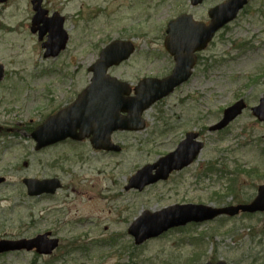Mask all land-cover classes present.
<instances>
[{
    "label": "rangeland",
    "instance_id": "374dc122",
    "mask_svg": "<svg viewBox=\"0 0 264 264\" xmlns=\"http://www.w3.org/2000/svg\"><path fill=\"white\" fill-rule=\"evenodd\" d=\"M31 1L0 3V62L7 70L0 84V176L6 179L0 184V236L52 231L60 243L51 256L13 252L0 255V264H264V212L187 225L140 245L128 233L144 210L177 202L221 207L256 197L264 183V123L251 107L264 94V0H252L224 37L219 34L209 46L206 54L213 59L206 64V80L202 67L195 81L145 113L147 129L113 135L120 152L86 142L36 151L21 122L31 130L42 121L37 110L50 107L40 96L43 85H62L57 96L74 98L91 78L88 67L112 39H132L139 48L132 60L112 68L113 75L134 81L137 73L162 69L166 24L190 0H43L49 15L65 17L70 35L56 59H44L38 35L31 32ZM239 98L248 108L223 132H207L206 146L188 170L142 192L125 189L138 169L172 151L185 132L199 126L195 119L202 117L209 127ZM183 111L186 124L176 130L170 120ZM56 161L61 170L52 167ZM212 161L215 167L209 170ZM56 172L64 183L57 196L32 199L26 194L24 177Z\"/></svg>",
    "mask_w": 264,
    "mask_h": 264
},
{
    "label": "water",
    "instance_id": "95a60500",
    "mask_svg": "<svg viewBox=\"0 0 264 264\" xmlns=\"http://www.w3.org/2000/svg\"><path fill=\"white\" fill-rule=\"evenodd\" d=\"M3 1L5 0H0V2ZM247 1L231 0L230 6L221 10L220 17L216 16L217 20L226 22L232 19ZM33 4L36 14L33 18L32 30L36 32L39 29L41 39L48 33V40L43 43V47L46 48L45 56H56L65 48L68 40V34L63 29L64 18L58 14L51 18L46 17L47 11L41 8V0H33ZM182 19L183 17L179 18V20ZM41 23H43L42 26H40ZM172 26L166 40L167 47H184L182 50L186 52L204 48L207 41L219 28L218 25L212 24L204 32L205 36L200 37L203 32L201 26L192 27L188 24L187 28H183L181 31L172 29ZM133 49L134 45L130 41H115L102 50L99 60L90 67V71L94 73L90 87L81 94L77 102L50 118L32 134L38 142L37 149L67 137L83 138L93 134L92 143L95 147L119 151L120 147L110 140V135L114 130L144 128L145 124L141 119L142 111L172 91L184 79L185 68L177 70L174 76L164 81L151 80L142 83L136 90V96L127 99L124 95L131 93L130 88L126 83L119 82L116 78L107 75V69L127 59ZM174 50L178 52L176 48ZM3 72L4 68L0 64V80L3 77ZM244 107V102L240 101L226 109L224 118L211 127V130L216 131L226 127L242 112ZM125 111L129 112V116L126 118L121 116V112ZM253 111L260 120L264 121V97L260 104L253 108ZM193 137L194 135H189L175 152L161 158L157 163L147 165L139 170L130 179L127 189L135 187L142 190L148 184L166 179L174 169H182L191 164L203 148V143L193 140ZM157 167L158 171L153 174V169ZM2 181L3 178H0V182ZM25 183L31 195H39L44 192L54 193L61 186L57 179L44 181L26 179ZM258 190V195L250 203L220 208L203 204H176L155 212L145 211L135 220L129 232L135 236L136 243L140 244L171 227L186 225L191 221L203 222L223 214L234 216L241 211L250 213L264 211V184ZM46 238L47 235H40L32 240L0 238V253L24 249L32 250L33 248H37L40 253H50L57 246L58 241H49ZM217 264L226 263L219 262Z\"/></svg>",
    "mask_w": 264,
    "mask_h": 264
},
{
    "label": "flooded vegetation",
    "instance_id": "af4514ba",
    "mask_svg": "<svg viewBox=\"0 0 264 264\" xmlns=\"http://www.w3.org/2000/svg\"><path fill=\"white\" fill-rule=\"evenodd\" d=\"M225 2H227V0H203L198 5H192V4L188 5L187 6L188 8L185 9V13L184 14L192 15L193 16V19L195 21H197V22H203L206 25H209L211 23V21H212V14H211V12H213V9L216 8V7H218V6H220V5H222V4H224ZM243 10L239 13V15L237 16V19L236 20H238V18L241 16ZM236 20L235 19L232 20L231 23L229 22V24L224 25L220 30H218L216 32L215 36H214L213 41H211V43L209 44V46H211L214 43V40L217 39L220 35H223V37H224L225 31L228 30L229 27H230V25H232L233 23H235ZM208 47H207V49H208ZM207 49L204 50V51L196 52L195 53V55H196L195 58H192V57H189V56L183 58L184 60L187 59L190 62H192V60H195L196 63H195V66L193 68V73H192L191 77L185 83H183L182 85L188 83L191 80H194L195 81L194 77H196V75L198 74V71H200V68H202V67H203V72L202 73H204L202 76L206 80V78H207V69H209V67H206L207 66L206 64H207V62L209 60H212L213 59V56H209V54H206L207 53ZM162 50H163V51H161L162 52L161 53L162 54V56H161L162 57L161 58L162 59V69L156 70V71H149V70L148 71H145L146 73H144L141 78H146V77L147 78L148 77L164 78V77H167L169 74H171V72L174 70V68L176 66L177 58L175 56L171 55L169 53V51H167L165 48H162ZM221 61H223V60H221ZM218 62H219V60L216 61V63H218ZM137 79H139V78H137ZM62 87H63L62 85H58V84L52 85V86L49 85L47 87L45 85H43V87H41L43 93L40 96L41 97L44 96V98L46 100V103L50 104V107H48V108H46V107L39 108L38 107L39 105H36V107H34V108H39L37 110V112L41 113V118H43L42 121L45 120L48 117H52L58 111H60L61 109H63L65 106H68L69 104H71L75 100V98L78 96V94H79V91H75V93H74L73 90H70V93H74V95H76L75 98L65 99L64 95H62L59 98V96H57V94H62L63 91H64ZM177 88L174 90V92L171 95H173L176 92ZM34 96L37 97V95H34ZM164 99H162V100H164ZM162 100L158 101L157 103L161 102ZM181 102L184 103V101H181ZM147 111H148V109L145 111V113ZM145 113H144V117H145V120H146L145 129H147L149 127V124H148L147 118L145 116ZM186 113L187 112H185V111L180 112V114H176L175 113L173 115L172 119L170 120V124L173 125V126H175L176 127V130H179V129L180 130H183L182 127L185 126L186 121H187V118H185ZM188 117H190V114L188 115ZM203 120L204 119L202 117L199 120L195 119L193 121V123L194 124H197L199 126H196V127L192 128V129H189V131L186 130L187 132H185V134H183L184 135L183 138H185L188 133H195L196 136H198L197 139H199V140L203 141L204 143H206L205 136H206L207 132L209 131V127L211 125L209 127L206 126L204 124ZM33 121L34 120L32 119L31 122H33ZM42 121H40L39 123H41ZM21 123L25 126L24 129L25 130H28L27 133H31L33 131V129L37 125H39V124H37L36 126L32 127V129L30 130V125H28V123H24V122H21ZM145 129H143V130H145ZM170 129H171V127H170ZM125 133H130V132H125ZM177 135L178 134H176V133L174 134L175 137H177ZM183 138L178 141L176 147L173 150H175L177 148V146L180 144V142L183 140ZM112 140H113V136H112ZM175 141H177V138H175V140L173 142H175ZM66 142H73L74 143V139H69ZM81 142H83V143L86 142V143H89L90 144L91 143V140H90V138H86L85 140L80 141V142H76V143H81ZM59 144L60 143L55 144L54 146H57ZM54 146H51V147H54ZM51 147H48V148H51ZM159 158L160 157H158L157 160ZM155 162H153V163H155ZM52 164H53L52 165L53 168H56L57 170H61V161H56L55 163H52ZM186 170H188V168H185V169H183L181 171H175V172H173L169 176V178L166 181H159V182L155 183L154 185H157V184H160V183H163V182H169L171 180V177L173 175H175L177 173H180V172H183V171H186ZM28 177L40 178V179H43V178L44 179H47V178H60L57 172L55 174H52V173H49V174L43 173L42 175L28 176ZM43 196H46V199H47L50 195L44 194ZM40 197H42V196H40ZM183 203H185V202H183Z\"/></svg>",
    "mask_w": 264,
    "mask_h": 264
}]
</instances>
